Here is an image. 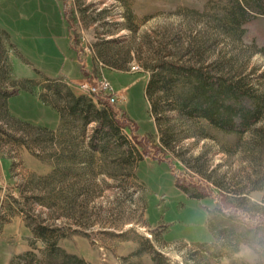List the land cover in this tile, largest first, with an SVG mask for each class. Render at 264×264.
<instances>
[{"label": "rangeland", "instance_id": "1", "mask_svg": "<svg viewBox=\"0 0 264 264\" xmlns=\"http://www.w3.org/2000/svg\"><path fill=\"white\" fill-rule=\"evenodd\" d=\"M67 1L68 32L63 0H0V264H264L263 228L236 214L264 217V15L237 27L228 0ZM98 76L117 103L79 89ZM53 89L54 142L38 102ZM79 95L113 119L70 113Z\"/></svg>", "mask_w": 264, "mask_h": 264}, {"label": "trees", "instance_id": "2", "mask_svg": "<svg viewBox=\"0 0 264 264\" xmlns=\"http://www.w3.org/2000/svg\"><path fill=\"white\" fill-rule=\"evenodd\" d=\"M228 1H229L230 9L227 13V18H228V23L232 26L238 27L241 24L250 22V20L252 18H254L256 15H264V0H228ZM155 76L156 75L153 74L152 77L149 79V82L146 86L145 92H149V89L153 84V77H155ZM55 90L57 91V89H55ZM71 98L73 99L72 96H71ZM98 99L103 100L102 98H98ZM258 105H259V103H258ZM68 110L72 114L80 115L82 118H84V120L86 122H89V121H97L98 122L99 120H101V122H102L104 119H107L109 116V115L108 116L103 115V113L100 110L95 108L93 101L90 98L85 97L83 95H79L74 100H72V103L68 107ZM259 111H260V107H257L256 112H259ZM202 112H204V116H207L210 120H212V118L207 114V110L202 111ZM253 112H255V111H253ZM252 114L253 113L248 112V114L242 115L240 123H239V127L237 129H241V130L245 129L246 126L244 124L249 122L250 118L252 117ZM111 117L109 116V118H111ZM112 119L113 118H111V120ZM114 119L116 120V118H114ZM115 120H114V122H117ZM230 125H231V123H228V121H224V123L220 124L219 126L222 128L232 129V127ZM116 128L119 129L118 126H116ZM133 129H134V127H133ZM149 153L150 152L146 153L145 155H148ZM150 156L154 160L158 159V157H157L158 155H154L153 153H151ZM160 161L167 162L165 159H161ZM176 184L180 190H182V191L187 190V185L178 184V183H176ZM225 210L226 211H224V210L221 211V217L222 218L227 219L224 216H227V217L233 216V215H231L232 213L228 208H225ZM224 212H226V213H224ZM238 220H242L243 223L245 224L244 225L245 226V232L254 231V230H256V228H258L260 226L264 230V217L263 216L258 217L257 219H249L248 217H246L243 219L239 218ZM236 226H237V224L232 222V221L229 223V229L228 230L231 234L236 231Z\"/></svg>", "mask_w": 264, "mask_h": 264}, {"label": "crops", "instance_id": "3", "mask_svg": "<svg viewBox=\"0 0 264 264\" xmlns=\"http://www.w3.org/2000/svg\"><path fill=\"white\" fill-rule=\"evenodd\" d=\"M67 2H68L67 0H63V2H62L63 3V6H62V10L63 11H62V13H60V17L62 19L61 21H62V24H63L62 28L66 29V31L68 32V28H70V26H69V23L67 21V18L64 15V11L66 9ZM2 9H4V6H2L0 4L1 12L5 13V10H2ZM15 9H17V8L12 9L13 13L16 11ZM2 29L5 30V31L10 30V28L7 27V25L5 23H1V21H0V30H2ZM66 35H67V38H68V41H69V48H70V43H71L70 34L67 33ZM0 61H1V59H0ZM50 77L57 78L56 81L57 82H61L62 84L63 83L64 84L65 83L68 84L67 82L64 81V80H66L65 77H62V76L53 77L51 75H50ZM60 94H61L60 89H57V91L55 89L50 91L48 93V95H47V98L50 99V101H52V102H48V104L42 103V101L38 98V102L39 103L41 102V106H43L44 109H46L48 111V113H49V117L47 118V120H45L43 122V120H44L43 119V120H41V122L44 123V124L48 123L46 126H47V129L50 131V135L53 136L52 137L53 138V142L54 141H59L60 140L59 138H61V135H63L62 132L65 131V129H64V124H65L64 123L65 122L64 118H65V116L60 113V108H58V106H55V104L53 103V99L56 98L57 95H60ZM53 166H54V164H53ZM52 168L54 169V167H52Z\"/></svg>", "mask_w": 264, "mask_h": 264}, {"label": "built area", "instance_id": "4", "mask_svg": "<svg viewBox=\"0 0 264 264\" xmlns=\"http://www.w3.org/2000/svg\"><path fill=\"white\" fill-rule=\"evenodd\" d=\"M77 83L79 89L85 94L102 98L109 104H115L119 101L110 82L103 76H98L97 79L94 80L85 77L80 79Z\"/></svg>", "mask_w": 264, "mask_h": 264}, {"label": "clouds", "instance_id": "5", "mask_svg": "<svg viewBox=\"0 0 264 264\" xmlns=\"http://www.w3.org/2000/svg\"><path fill=\"white\" fill-rule=\"evenodd\" d=\"M254 202H258V201H254ZM236 214L240 217V218H246L247 217V212L244 209H238L236 210Z\"/></svg>", "mask_w": 264, "mask_h": 264}]
</instances>
